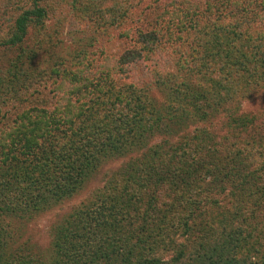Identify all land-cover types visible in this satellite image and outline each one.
Returning a JSON list of instances; mask_svg holds the SVG:
<instances>
[{
	"label": "trees",
	"instance_id": "1",
	"mask_svg": "<svg viewBox=\"0 0 264 264\" xmlns=\"http://www.w3.org/2000/svg\"><path fill=\"white\" fill-rule=\"evenodd\" d=\"M0 264H264V0H0Z\"/></svg>",
	"mask_w": 264,
	"mask_h": 264
},
{
	"label": "rangeland",
	"instance_id": "2",
	"mask_svg": "<svg viewBox=\"0 0 264 264\" xmlns=\"http://www.w3.org/2000/svg\"><path fill=\"white\" fill-rule=\"evenodd\" d=\"M63 34V43L60 48L63 55H66L70 49H74V46L76 44L82 43L81 40H84L85 37L80 36V34H74L71 35L72 31H64ZM260 105L259 101L247 103L243 106L244 111H255L258 109ZM123 160H119V162L116 163H108L104 166L103 172H110L112 170H115L117 168V165L122 163ZM102 178V174L97 179V182H94L92 184H89L90 189L84 191L83 193L78 194L70 201H67L66 203L62 204L59 207H56L52 209L51 211L42 214L35 219L25 223L23 226H18L17 223H14V228L12 231H15L17 234H21L22 239L27 241L31 246H39V249H43L45 246L48 245L49 242V230L50 226L53 221H55L57 218H59L61 215L69 212L72 207L79 204L81 200L87 197L88 192L92 189H96L98 186L101 185L100 179ZM20 227V228H19ZM19 231V232H18Z\"/></svg>",
	"mask_w": 264,
	"mask_h": 264
}]
</instances>
